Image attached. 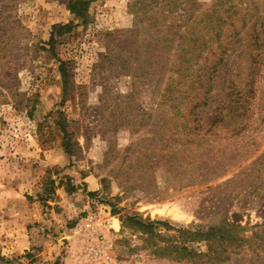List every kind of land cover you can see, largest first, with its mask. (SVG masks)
<instances>
[{"label":"rangeland","instance_id":"1","mask_svg":"<svg viewBox=\"0 0 264 264\" xmlns=\"http://www.w3.org/2000/svg\"><path fill=\"white\" fill-rule=\"evenodd\" d=\"M69 1L0 0V264H90L77 258L87 240L70 237L89 214L112 219V264H264V63L246 131L228 138L218 130L206 144H189L180 122L193 94L176 93L175 109L170 73L145 81L111 59L126 31L150 29L148 15L130 7L137 0H94L85 23ZM187 4L196 20L213 10L231 16L236 50L244 52L231 57L236 65L223 71L221 85L244 84L264 0ZM158 11L159 21L172 20ZM70 23L49 51L53 26ZM225 92L212 88L206 107L199 99L202 120ZM62 121L71 154L55 124ZM129 217L153 223L152 232ZM210 229L209 240L190 241L187 231Z\"/></svg>","mask_w":264,"mask_h":264},{"label":"trees","instance_id":"2","mask_svg":"<svg viewBox=\"0 0 264 264\" xmlns=\"http://www.w3.org/2000/svg\"><path fill=\"white\" fill-rule=\"evenodd\" d=\"M93 1L70 0L68 8L75 18L81 23H85L88 6ZM138 3L141 6L136 7ZM130 7L135 12L142 9L148 15L146 18L148 21L150 20V24H146V26H150V29L144 35H140L139 30L126 31L116 44L123 45L124 49L118 55H112L111 59L120 62L126 70H131L133 72L130 73L132 77H140L145 81L151 73L156 74V82L160 83L165 74L170 73L168 76L171 90L170 100L173 101L175 109H177L175 105L176 93H179V97L183 100L193 94L190 97L193 110L187 115H182L180 122L185 131V137H187L186 141L189 144H202L203 142L206 144L211 140L206 139V137L211 136L213 132L217 133L218 130L224 131L226 134L229 133L228 138L238 136L246 131L247 125L254 122L255 119L254 103H251L248 97L252 99L255 97L259 76L256 68L264 63V27L256 28L253 31V43H250L251 50L247 52L250 61L247 67V76L244 79L245 83L236 84L233 79H230V83L224 86L221 85V80L224 77L223 71L231 65H236L233 61L231 62V57L234 55L241 57L244 52L243 50L238 52L236 50L240 31L234 27L231 16L223 17L217 10H213L206 14V19L196 20L192 17L193 14L190 12L191 8H189L187 0H137ZM158 8L165 9L167 16H171L172 20L164 19L167 21L166 23L164 20L159 21L160 19L153 13L162 14L164 11H158ZM256 19L258 20V18ZM249 20L246 21L245 19L244 23L247 24ZM262 23L263 21H261ZM228 25L232 29H227L226 26ZM72 28V23L53 26L52 31L54 32L46 42L50 45L48 50L52 52L55 50V36L57 34L66 33ZM148 38L149 42L146 41ZM166 53L169 56V61L166 60V57L165 60L161 58H164ZM132 57H135L137 62L130 60ZM59 71L65 86L68 76L64 61H60ZM238 75L241 74L238 73ZM214 87L225 89L226 98L223 97L220 101H216V107L204 121L198 113L201 107L199 99L203 100L202 106L206 107ZM195 100L196 102L193 103ZM55 124L64 134L62 145L66 153L71 154L69 142L66 139L68 131L63 121ZM218 138L227 140L221 133H219ZM88 194L94 195V192ZM128 220L133 225H139L145 231L152 232L153 223L145 224L143 220L136 217H129ZM231 225L234 224L228 223V228H231ZM187 232L191 235L190 241L193 238L196 240L204 236L206 237L204 240H209V237L216 235L213 229L207 232L200 230ZM217 232L222 234L220 239L224 238L221 228ZM0 259L4 258L0 256Z\"/></svg>","mask_w":264,"mask_h":264},{"label":"built area","instance_id":"3","mask_svg":"<svg viewBox=\"0 0 264 264\" xmlns=\"http://www.w3.org/2000/svg\"><path fill=\"white\" fill-rule=\"evenodd\" d=\"M112 227V219L102 220L94 214H89L84 220L79 221L71 229L70 237L74 243L83 239L87 242L82 246L77 258L87 257L90 264H112L110 249L113 242L109 236Z\"/></svg>","mask_w":264,"mask_h":264}]
</instances>
